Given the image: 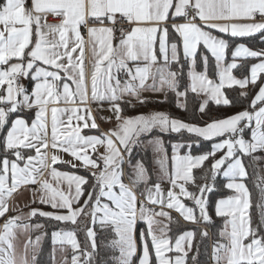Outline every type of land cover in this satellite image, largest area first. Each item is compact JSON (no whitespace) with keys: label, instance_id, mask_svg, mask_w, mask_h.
<instances>
[{"label":"snow or ice","instance_id":"1","mask_svg":"<svg viewBox=\"0 0 264 264\" xmlns=\"http://www.w3.org/2000/svg\"><path fill=\"white\" fill-rule=\"evenodd\" d=\"M49 14L59 18V23H49ZM177 18H183L184 22L168 23ZM239 20L249 22H235ZM120 21H126L131 27L127 31L122 26L118 29L120 36L114 45L116 25ZM105 22L112 26H105ZM89 23L93 26L89 27ZM82 26L87 28L94 58L90 94ZM170 30L176 34L174 41L179 43H169ZM214 31L231 37L264 33V0H4L0 4V133L5 129L6 133L0 141L5 153L0 158V217L8 213L7 200L21 186L38 185L32 189L33 196L39 192V202L56 211L33 208L27 214L29 219L40 215L76 224L81 215L91 218L93 226L86 228L87 243L83 249L74 231L52 233L54 245L58 242L71 245V264H93L95 261L98 245L94 227L97 224L114 234L115 238L105 245L119 251L118 256L109 258L114 264H132V257L137 253V233L141 246L139 264H153V254L155 264H186L185 242L191 249L194 232L179 235L173 246L166 235L167 225L158 227L161 222L155 217L171 221L170 213L163 210L167 207L179 212L184 220L196 222L198 209L199 220L212 222L204 195L213 190L207 183L209 176L202 177L205 183L197 185L198 193L186 187L189 182L195 184L193 170L211 159L208 170L211 179L215 181L223 169V177L229 181L226 187L237 193L216 202V215L226 220L219 232L223 242L213 245V259L216 264H264V187L260 189L257 204L259 222L254 225L249 215V189L242 182L247 176L243 157L264 152V83L259 84L251 100L252 111L245 109L226 118L212 119L203 126L162 111L122 116L121 104L134 106L132 99L146 103L147 98L142 93L147 91H165L166 87L177 97V107L184 110L189 92L196 96L203 94L206 98L199 104V112L204 113L209 100L216 105L232 103L223 91L225 87L238 85L243 89L250 83L256 86L264 74V49L252 50L238 44L231 52L232 62L225 65L229 44L213 35ZM181 46L190 80L183 90L179 79L184 69ZM208 53L215 61L218 82L209 76ZM240 57L259 61L251 65L250 77L237 79L233 75V69L238 67L236 59ZM198 58L203 65L202 71L196 70ZM173 64L178 66L176 71L171 68ZM121 72L127 77L123 82L119 77ZM25 80L30 82V90L23 83ZM241 95L247 96V92ZM126 96L132 99L125 100ZM89 100L109 103L117 121L115 128L98 136L82 134L83 129L99 127L88 107ZM61 103L72 106L59 107ZM26 112L33 115L25 118ZM245 129L251 130L249 140L244 138ZM154 133H188L197 138L168 142L172 149L171 174L163 136ZM225 134L230 138L214 143L210 151L196 156L191 154L193 144L199 147L200 139L213 140ZM97 146L104 147L105 151L93 158L88 150L97 152ZM134 147L151 148L156 155L155 163L162 173L160 179L167 178L170 183L166 194L159 180L147 186L150 177L143 161L132 164ZM49 148L52 149L50 156ZM184 148L189 151L181 155L180 150ZM26 151H34L35 155H25ZM59 151L71 155L83 168L98 170L91 172L94 183L83 204L80 199L85 195L83 186L88 184V179L54 167L58 163L77 166L61 160L56 154ZM221 151L223 155L216 158ZM8 153L14 158L9 159ZM125 153L132 170L128 173L130 183L124 182ZM252 159L255 162L264 157L252 156ZM45 170H49L55 186L49 179H41ZM65 182L67 192L60 187ZM141 184L145 185L141 193L144 200H138L133 191ZM182 198L192 200L195 207L185 205ZM74 204L79 206L74 207ZM148 204L159 205L160 210L149 208ZM59 210H66V214ZM20 219V216L9 217L2 226L0 264H36V250L30 262L27 244L25 253L17 258L12 243L13 229H39L43 225L21 226L17 224ZM138 223L145 227L138 228ZM201 236L207 237L208 231L202 230ZM40 239L36 237L37 244ZM89 244L91 251H88ZM173 252L177 253L174 258L167 255ZM192 259L195 261L196 257ZM63 264H67V260ZM100 264H107V260L102 259Z\"/></svg>","mask_w":264,"mask_h":264},{"label":"trees","instance_id":"2","mask_svg":"<svg viewBox=\"0 0 264 264\" xmlns=\"http://www.w3.org/2000/svg\"><path fill=\"white\" fill-rule=\"evenodd\" d=\"M227 42L229 44V48L227 49L226 54V61L230 62L232 61L231 52L234 48V46L238 43H243L247 45L249 48L253 50H262L264 49V33H256L250 36L246 37H231L230 35L226 36ZM202 49V45H201ZM209 55V76L210 78L217 81L218 77L216 76V70H215V61L211 57L210 53ZM238 67L236 69H233V73L240 77L244 78L245 76L249 75V69L251 65L257 61L255 58H239L236 59ZM181 63L184 64L183 72L181 73L179 79L181 84V90L184 89L189 84V78L187 76L188 72V63L181 57ZM173 71H176L178 66L176 64H173L171 66ZM197 71L203 70L202 62L197 60ZM263 75H261L260 80H258L257 85L253 86L250 85L246 89H242L239 86H232V87H226L225 88V94L226 96L232 101L230 105H216L214 102L209 100V103L207 105L206 111L204 113L199 112V104L203 101V98L201 96H196L195 94H192L191 92L188 93L186 98V105L187 109H181L177 107V97L175 94L168 90L167 92V99L165 98L163 100H147L146 103H134V106H130L127 103H122L121 107L123 109V114L125 115H132L136 113H147L152 110H160L164 111L168 114H170L172 117L179 118L181 120H184L186 122H192L196 124H204L206 122H210L212 119H221L225 118L227 116L236 114L240 111H243L245 109L251 110L249 107L251 100L256 95L259 84L262 83ZM241 92H247V96H242ZM164 101V102H159ZM185 102V101H184ZM249 131H245V136H248ZM153 135H162L163 139L165 141V146L167 149V154L169 157L168 163L170 162V158L172 155V149L169 141H176V140H188L189 138L195 140L196 137L192 136L190 137L188 133L183 134H169V135H163L160 133H154ZM227 134H225L226 136ZM224 137V136H223ZM221 137L214 138L213 140H203L200 139L199 147H197L195 144H193V147L191 148V154H202L204 152L210 151L213 142L216 139H219ZM189 149L184 148L180 150V154H185L188 152ZM252 156H258L262 157L263 152L258 151ZM252 156L243 157V161L245 164V168L247 171V176L244 178V181L247 185V188L249 189L250 193V202L251 206L249 208V215L252 218L253 224H257L259 222V208L257 207V204L260 202V189L264 187V162L263 159L259 161H253ZM137 160H141L145 163L146 168L148 169L149 174V181L148 185L152 184L157 181V179L154 177L155 174V166H154V153L151 150V148L145 150L142 147H134L131 161L134 165ZM212 163V160L209 159L206 161L201 168H197L194 170V177H195V184L189 183V187L191 189V192H198L197 185H201L205 183V180L202 179L206 174L209 176L207 183L210 184L213 188L211 192L208 193L207 201H208V212L211 216L212 222L205 223L202 222L199 225H190V224H184L178 219H175L172 221L170 227H171V237L174 239L178 234L182 233L184 230L190 228L194 231V238L192 242V247L190 251L188 252L187 258H186V264H209V255H210V244L212 241L219 240V231L222 228V222L223 217H218L215 213V203L218 198L226 196L231 194V191L226 188L225 182L226 179L222 175H217V178L215 181H213L210 177L209 168ZM62 168L67 169L69 171H78L85 175L88 179V184L83 186L85 190V195L81 197L80 204L83 203L84 199L87 197V192L91 190V185L94 183V179L91 176V172L84 168H73L70 165H61ZM132 170L128 166V163L126 164V176L128 178V173H130ZM145 186L144 184H141V186ZM138 188V187H137ZM139 191L142 192V190L139 189ZM42 225L43 229L41 231V243L39 250L36 254V264H50L52 260V245H51V239L50 234L54 230H73L77 236L78 242L81 245V248L83 249L85 247L86 241V228L90 226V217L81 215L77 218L76 224H72L71 222H59L54 219L50 218H42ZM96 232H97V251L101 253V255H106L107 251L103 247V244L108 242V240L113 236V233H111L110 230L101 229L99 225L95 226ZM202 230L208 231L207 237H202L201 232ZM90 244L88 246L89 250ZM195 256L196 260L193 261L192 257Z\"/></svg>","mask_w":264,"mask_h":264},{"label":"crops","instance_id":"3","mask_svg":"<svg viewBox=\"0 0 264 264\" xmlns=\"http://www.w3.org/2000/svg\"><path fill=\"white\" fill-rule=\"evenodd\" d=\"M3 2H4V0H0V4H2ZM47 19H48V22H49V23H59V18L54 17V16L51 15V14L48 15ZM256 19H257V21H259L260 17H257ZM180 22H184L183 18H177L176 20H172V19H170V20L168 21L169 24H171V23H180ZM196 22L199 23V20H197ZM235 22L245 23V22H249V21L239 20V21H235ZM88 26L91 27V26H93V25H92L91 23H89ZM95 26L99 27L100 25H95ZM105 26H110V24H109L108 22H105ZM130 27H131V26H130ZM130 27H129L128 30H130ZM81 32H82V35H83L84 40H85V42H86V43H85V61H84V65H85V70H86V73H87V76H88V80H89V94H90V92H91V88H90V76H91V72H92V70H93L92 65H93V60H94V58H93V56H92V51H91V40H90V38H89V36H88L87 28L84 27V26H82V27H81ZM213 35H216V36H218V37H220V38H223V39H225V40L227 41L226 36H228V35H230V34H222V33H219V32L214 31V32H213ZM175 36H176V34H175V33H172L171 30H170V37H172V38H170L169 43H171V42H177V43H179L178 40H175V41H174L173 38H174ZM118 40H119V38H114V40H113V44L116 45V44L118 43ZM238 44H243V43H238ZM238 44H236V45L234 46V48H233L232 51H234L235 47H236ZM244 45H245V44H244ZM245 46H247V45H245ZM247 47H248V46H247ZM250 49H251V48H250ZM252 50H253V49H252ZM226 54H227V50H226ZM180 55H181V57L183 58L182 46H181V50H180ZM158 56H159V53H158ZM240 58H244V57H240ZM183 59H184V58H183ZM237 59H239V58H237ZM160 62L162 63V60H161ZM236 62H237V61H236ZM257 62H259V61L257 60V61L254 62V63H257ZM129 66H132L131 62H130V64H129ZM250 68H251V67H250ZM233 75H234L237 79H242V78L236 76L234 73H233ZM261 75H263L262 83H264V74H261ZM248 76L250 77V69H249V75H248ZM119 77H120V79H121L122 82H123L125 79H127L126 75H125L123 72H121V73L119 74ZM23 82H24V81H23ZM151 82H152L151 80L148 81L149 84H150ZM217 82H218V79H217ZM69 83L71 84L70 81H69ZM189 83H190V80H189ZM26 85L29 87V90H30V88H31V84H30L29 81H26ZM250 85H252V84L250 83L248 86H250ZM158 86H159V85H158ZM233 86H234V85H233ZM236 86H238V85H236ZM248 86H247V87H248ZM73 87H74V86H73ZM247 87H246V88H247ZM225 88H226V87H225ZM246 88H243V89H246ZM224 90H225V89H223V91H224ZM258 90H259V89H258ZM165 92H168V90H167L166 87H165V91H159V92H151V91H147V92L142 93V96L145 97V98H147V100H163V99L165 98ZM257 92H258V91H257ZM224 93H225V91H224ZM225 95H226V94H225ZM200 96H201L203 99L206 98L203 94H201ZM128 99H132V98L126 96V97H125V100H128ZM210 101H211V100H210ZM183 102H184V101H183ZM212 102H214V101H212ZM134 103H139V102H137L135 99H132V104H134ZM214 103H215V102H214ZM58 106H59V107H71L72 105H68V104L61 103V104H59ZM88 107L91 108V110H92V114H93V116L95 117V119H96V123L98 124L99 127H98V129H83V132H82L83 135H97V136H98V135H100L101 133H103V132H108L110 129H113V128L116 127V125H117V121H116V119H115L114 113L110 110L109 103H108L107 101L102 102V103H100V102L93 103L91 100H89ZM155 111H160V110H152V111L147 112V113H136V114H132V115H125V114L122 113V116H136V115H139V114H145V115H148V114H150V113H152V112H155ZM249 111H252V109L249 110ZM162 112H164V111H162ZM32 115H33L32 112H26V113H24L25 118H29V117H31ZM233 115H234V114H233ZM230 116H231V115H230ZM102 117H103V118H102ZM13 118H14V117H13ZM106 118H110V119H106ZM225 118H226V117H225ZM221 119H222V118H221ZM185 122H186V121H185ZM189 123H192V122H189ZM195 124H196V123H195ZM198 125L203 126V124H198ZM253 125H254V122H253ZM5 133H6V129H5V132H4V133H0V141H2L3 136H4ZM50 135H51V130H50V119H49V138H50ZM244 137H245V138H249V137H250V134L248 133V136H245V134H244ZM216 140H217V139H216ZM97 147H98L97 152H92L91 149L88 150V151H89V154H90L93 158H96L100 153H103V152L105 151L104 147H102V146H97ZM221 152H222V151H221ZM221 152H218V153H217L216 158H218V157L220 156ZM48 153H49V156L52 154V149H51V148L48 149ZM56 154H57V155L61 158V160H63V161H70L71 163L76 164L77 166H76L75 168H83V167L80 166V162L74 160V158L71 157V155H69V154H67V153H64L63 151H59V152H57ZM4 155H5V153H4V150H3V146H2V144H0V158H3ZM26 155H35V153H34V151H26ZM124 155H125V163H124V165L122 166V167L124 168V171H125L124 182H125V183H130L129 180H128V178H127V176H126V164H127V161H128V156H127L126 153H125ZM181 155H183V154H181ZM196 155H200V154H196ZM196 155H193V156H196ZM8 156H9V159L14 158V157H12L11 153H8ZM50 163H51V161L49 160V164H50ZM100 163H101V162H100ZM64 164H66V165H70V166H71V164H69V163H58V164L55 165L54 167H56L59 171H67V172L72 173V174L85 176V175H83L82 173H80V172H78V171H69V170H67V169L62 168L61 165H64ZM168 164H169V169H170V171L172 172L173 169H172V161H171V158H170V162H169ZM224 167H226V165H225ZM84 169H87V170H89L90 172H93V171L96 170V169H90V168H84ZM194 170H195V169H194ZM194 170H193V175H194ZM222 173H223V169L220 171L219 175H222V176H223ZM170 174H171V173H170ZM85 177H86V176H85ZM86 178H87V177H86ZM224 178H225V177H224ZM41 179H49L50 182L53 183V186H55V181H51V178H50V176H49V170H45V171H44L43 176L41 177ZM225 179H226V182H225V186H226V184H227L229 181H228L227 178H225ZM238 182H239V181H238ZM242 182L245 183L244 179H243ZM155 183H157V182L152 183L151 186L154 185ZM189 183H190V182H189ZM189 183L186 184V187L188 188L189 191H191V189H190V187H189ZM209 185H210V184H209ZM245 185H246V183H245ZM210 186H211V185H210ZM246 186H247V185H246ZM36 187H38V185H26V186H21L16 192H14V193L12 194V196H11L10 198H8V200H7V203H8V206H9V209H10V210L8 211V213L5 214V216H6V215H9V217L20 216V217H22V219H20V220L17 221V224H18V225H21V226H22V225H24V224H28V225L31 226V224H32L33 222H37V221L40 222V223L42 224V221H41L42 218H47V217H42V216H40V215H37V216L32 217V218L29 219L27 214L31 211V209L35 208V209H39V210H41V211H46V212L56 211V210L52 209L49 205L41 204V203L39 202V195H40L39 192L36 193L35 197L33 196L32 189H33V188H36ZM60 187H61L65 192H67V184H66V182L63 183V184H61ZM144 187H145V186L142 185L141 187L134 188L133 191H135V190H139V189H140V190H142V192H143ZM148 187H150V186H148ZM161 187H162V189L164 190V192L166 193V188H164V184H163ZM226 188H227V187H226ZM227 189H228V188H227ZM229 190L231 191V194L226 195V196H223V197H220V198L217 199V201H219L220 199H227L229 196H235V195H237V193L235 192V190H233V189H229ZM208 193H209V192H206V195H205L206 198L208 197ZM142 196H143V195H142ZM86 198H87V197H86ZM86 198H85V199H86ZM143 198L145 199L144 196H143ZM182 199H183L184 203H186V204L189 205L190 207H195V205H194V203H193L192 200L187 199V198H182ZM34 200H35V202H33ZM217 201H216V202H217ZM82 204H83V203H82ZM215 205H216V203H215ZM78 206H79V205L74 204V207H78ZM158 206H159V205H158ZM12 209H15V211H13ZM159 210H160V209H159ZM163 210L169 212L170 215H171V217H172L171 221L168 220V235H167V237L170 239V241H171V243L173 244V246H174V244H175V239H176L180 234H183V233L186 232V231H192V232H194L193 229L188 228V229L184 230L182 233L178 234V235L173 239V238L171 237V227H170V225H171V223H172L173 220L178 219V220L181 221L182 223H184V224H190V225H199L200 223L203 222V221H201V220H199V219H197L196 222L186 221V220L183 219V217L180 215V213L177 212V211L174 210V209H168L167 207H164ZM59 211H60L61 214H66V210H59ZM196 214H197V217L199 218V213L197 212V210H196ZM5 216H4V217H5ZM4 217H0V221H1ZM50 219H51V218H50ZM90 220H91V218H90ZM225 220H226V218L223 217V222H222L223 224H222V228L220 229V231L223 229V226H224ZM4 223H5V222H4ZM4 223H3V224H4ZM90 223H91V222H90ZM97 225H99V224H97ZM2 226H3V225H2ZM2 226L0 227V234L3 233V227H2ZM92 226H93V225L90 224L89 227H92ZM95 226H96V225H95ZM144 227H145V225H144L143 223H138V228H144ZM21 228H22V227H16V228L13 229L14 238H16V237H15V234H16V233H19V234H20V235L17 236V237H18V239H17V242H18V243L16 242V243L19 245L18 248H19L20 252L25 253V245L27 244V245H28V247H27V253H28V252L32 251V250L29 248V247H30V246H29V245H30L29 241L32 240L33 235H34L35 233H32L31 227H30L29 229H27V230H25V229L22 228V231H21ZM42 229H43V227H42V228H39L38 231H37V232H38L37 234H38L40 237H41V234H42V233H41ZM94 230L96 231V228H95V227H94ZM54 231H58V230H54ZM54 231L51 232V234H50V239L52 238V233H53ZM72 231H73V230H72ZM220 231H219V232H220ZM21 234H22V235H21ZM113 235H114V234H113ZM35 236H36V235H35ZM14 238L12 239V243H13V245H14V250H15V249H16V248H15V247H16V243H15V241H13ZM193 238H194V237H193ZM149 239H150V238H149ZM137 241H138V244H139V250H138V252H137L136 255H137V257L139 258V257H140V253H141V246H140V240H139V235H138V233H137ZM217 241L223 242V239L219 236V240H217ZM217 241H212L211 244H210L209 264H216V262H215V260L213 259V256H212V251H213V245H214V243L217 242ZM40 243H41V239H40ZM51 245H52V243H51ZM185 250L187 251V253L190 251V249H188V247H185ZM88 251H91V247H89V250H88ZM20 252H19V253H20ZM15 253H16V250H15ZM167 255L172 256V257L174 258L175 255H177V253L173 252V253H168ZM16 256H17V254H16ZM18 257H20V256H18ZM136 262H137V261H134V262H132V264H136ZM153 264H155V262H154V254H153Z\"/></svg>","mask_w":264,"mask_h":264},{"label":"rangeland","instance_id":"4","mask_svg":"<svg viewBox=\"0 0 264 264\" xmlns=\"http://www.w3.org/2000/svg\"><path fill=\"white\" fill-rule=\"evenodd\" d=\"M232 61H230V62H227L226 60H225V65L227 64V63H231ZM26 81L27 80H25L23 83H25V85H26ZM27 86V85H26ZM182 102H183V98H182ZM242 126V125H241ZM254 126V125H253ZM249 131V134H250V129H245V131ZM226 138H230V136H229V134H227L226 136H224V137H221V138H219V139H217V140H215L214 142H213V144L214 143H217V142H220L221 140H223V139H226ZM245 138V137H244ZM246 140H249L250 139V137L249 138H245ZM212 144V145H213ZM224 151H226V149L224 150ZM25 155H26V152H25ZM220 155H223V151L221 152V154ZM262 157H264V152H263V156ZM219 158V157H218ZM154 159H156V155L154 154ZM263 162H264V159H263ZM146 166V165H145ZM154 166H155V174H154V177L157 179V181L156 182H158V180H159V182H160V184H161V186L164 184V188H166V191H167V189L170 187V183H169V181H168V179L167 178H164V179H160V177H161V175H162V173H161V170H160V167H159V165L158 164H156L155 162H154ZM167 168H168V172H169V174L171 173V171H170V169H169V164H168V162H167ZM149 175V174H148ZM147 186H150L151 187V184H149V185H147ZM145 188V187H144ZM176 191H179L178 189H176ZM198 193V192H197ZM166 194V193H165ZM204 195H206V193L204 194ZM182 202L184 203V201H183V199H182ZM194 203V202H193ZM185 205H187L186 203H184ZM187 206H189V205H187ZM190 207V206H189ZM197 212H198V209H197ZM199 213V212H198ZM155 219L156 220H158V221H160L161 223H160V225L158 226V227H163V226H165V225H167V230H166V235H168V218H166V217H161V216H157V217H155ZM199 219V218H198ZM36 224H41L40 222H33L32 224H31V226H34V225H36ZM42 225V224H41ZM31 230H32V233H35L34 235H33V238H32V240H31V243H30V249L32 250V251H30V252H28V259H29V261L31 262V257H32V254H33V250L35 249L36 250V254H37V252H38V250H39V247H40V241H39V243L37 244L36 243V237L37 236H39L37 233V231H38V229L37 228H35V227H31ZM21 231H22V228H21ZM58 231H72V230H58ZM159 234V233H158ZM18 235H20L19 233H16L15 234V237L16 238H14V240L13 241H15V243L17 242V239H18ZM22 235V234H21ZM36 235V236H35ZM181 235V234H180ZM76 238H77V236H76ZM115 237H114V235L108 240V242H106V243H104L103 244V247L106 249V251H107V254L106 255H101V253L99 252V251H97V254H96V256H95V261L93 262V264H100V262H101V260L102 259H104V260H107V264H114V262L111 260V259H109L110 257H112V256H118L119 255V251H118V249H116V250H113L112 248H110V247H105V245H107V244H109V242L112 240V239H114ZM78 240V239H77ZM18 243V242H17ZM16 243V254H17V258H19L18 256H22L24 253L23 252H20V250H19V245ZM51 243H52V260H51V263L50 264H63V262L65 261V260H67V264H71V257H72V255H73V249L71 248V245H68V244H64V245H61L59 242L58 243H56L55 245L53 244V238H51ZM5 247H6V245H4ZM185 247H187V243L185 242ZM61 248H63V251H61ZM138 250H139V244H138V241H137V252H138ZM20 252V253H19ZM137 254V253H136ZM136 254H134L133 255V257H132V262H134V261H137L136 262V264H139V258L137 257V255ZM140 256H141V253H140ZM81 261H83V255L81 254Z\"/></svg>","mask_w":264,"mask_h":264},{"label":"built area","instance_id":"5","mask_svg":"<svg viewBox=\"0 0 264 264\" xmlns=\"http://www.w3.org/2000/svg\"><path fill=\"white\" fill-rule=\"evenodd\" d=\"M189 12H190V15H191V10H189ZM110 26H112L111 24H110ZM123 27L126 31L129 29V27H130V25L126 22V21H120L117 25H116V28H117V31L115 32V38H119V36H120V32H119V28L120 27ZM101 167H103V165H102V162H101ZM95 171H98V170H95ZM135 193H136V195H137V199L138 200H144V198H143V196L141 195V191H139V190H135ZM149 208H154V209H156L157 211H159V209H160V206H158V205H151V204H148L147 205ZM9 218V215H6L1 221H0V227L3 225V223L4 222H6L7 221V219Z\"/></svg>","mask_w":264,"mask_h":264}]
</instances>
